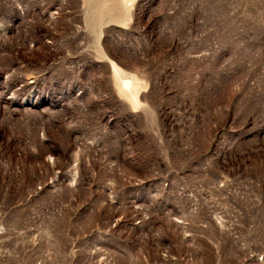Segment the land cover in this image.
I'll list each match as a JSON object with an SVG mask.
<instances>
[{"label":"rangeland","instance_id":"374dc122","mask_svg":"<svg viewBox=\"0 0 264 264\" xmlns=\"http://www.w3.org/2000/svg\"><path fill=\"white\" fill-rule=\"evenodd\" d=\"M0 264H264V0H0Z\"/></svg>","mask_w":264,"mask_h":264},{"label":"bare ground","instance_id":"6f19581e","mask_svg":"<svg viewBox=\"0 0 264 264\" xmlns=\"http://www.w3.org/2000/svg\"><path fill=\"white\" fill-rule=\"evenodd\" d=\"M113 66V65H112Z\"/></svg>","mask_w":264,"mask_h":264}]
</instances>
